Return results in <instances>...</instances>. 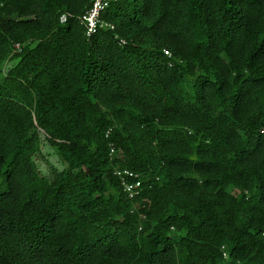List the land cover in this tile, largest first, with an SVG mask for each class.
<instances>
[{"label": "trees", "instance_id": "1", "mask_svg": "<svg viewBox=\"0 0 264 264\" xmlns=\"http://www.w3.org/2000/svg\"><path fill=\"white\" fill-rule=\"evenodd\" d=\"M90 6L0 0V264H264V0Z\"/></svg>", "mask_w": 264, "mask_h": 264}, {"label": "built area", "instance_id": "2", "mask_svg": "<svg viewBox=\"0 0 264 264\" xmlns=\"http://www.w3.org/2000/svg\"><path fill=\"white\" fill-rule=\"evenodd\" d=\"M111 0H91V6L89 9L80 17L82 24L86 27L87 36L91 37L94 35L97 30L102 27H111L106 22L101 21V13L106 9ZM69 13H63L60 16V22L66 23L69 19ZM122 43H125V40H121ZM15 51L20 50V44H15ZM166 55L169 57L172 56V53L169 50H165ZM5 73V72H4ZM115 146L111 143V154L115 153ZM115 175L121 180L123 190L128 195V197L133 198L135 195L139 194L142 190V180L139 172L129 169V168H116Z\"/></svg>", "mask_w": 264, "mask_h": 264}, {"label": "rangeland", "instance_id": "3", "mask_svg": "<svg viewBox=\"0 0 264 264\" xmlns=\"http://www.w3.org/2000/svg\"><path fill=\"white\" fill-rule=\"evenodd\" d=\"M14 61H7L3 72H6L9 70V68L12 67ZM63 160L57 155L54 149L50 148L46 142L41 143V154L36 156V162L40 168V170L44 174H48L50 171L51 165L62 168L63 166ZM233 191V190H232ZM234 192V191H233Z\"/></svg>", "mask_w": 264, "mask_h": 264}]
</instances>
